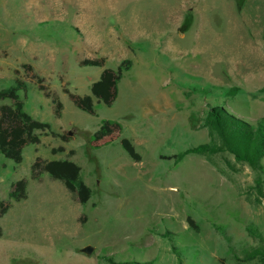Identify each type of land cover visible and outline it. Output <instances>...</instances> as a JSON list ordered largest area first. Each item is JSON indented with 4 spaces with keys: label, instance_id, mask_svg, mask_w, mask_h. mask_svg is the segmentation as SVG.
I'll use <instances>...</instances> for the list:
<instances>
[{
    "label": "rangeland",
    "instance_id": "rangeland-1",
    "mask_svg": "<svg viewBox=\"0 0 264 264\" xmlns=\"http://www.w3.org/2000/svg\"><path fill=\"white\" fill-rule=\"evenodd\" d=\"M99 57L104 68L81 66ZM124 59L133 66L117 100L94 98L95 116L63 91L92 96L103 70ZM15 70L29 85L19 93L26 112L72 140L39 132L20 164L0 152V201L27 180V198L0 217V264H264L235 260L261 244L249 226L264 237V159L255 171L227 152L169 158L219 143L201 127L213 106L264 117V0H0V87L14 85ZM104 121L120 123L141 161L120 140L90 146ZM37 157L77 163L88 204L47 173L33 180Z\"/></svg>",
    "mask_w": 264,
    "mask_h": 264
},
{
    "label": "trees",
    "instance_id": "trees-1",
    "mask_svg": "<svg viewBox=\"0 0 264 264\" xmlns=\"http://www.w3.org/2000/svg\"><path fill=\"white\" fill-rule=\"evenodd\" d=\"M106 62L107 59L105 57L84 59L81 61V66L104 68ZM132 66L133 61L131 59H124L120 62L117 69L105 68L100 80L91 87L92 96H81L71 92L68 88H63V91L77 108L95 116L97 108L94 98L107 106H112L118 97L119 82ZM24 67L29 71H33V66L30 64L24 65ZM15 74L14 85L8 88L0 87V102L4 100L13 102L12 105H0V152L6 158L20 164L23 161L24 149L30 144H40L39 132L49 131L54 136L61 138L65 143H69L72 137L68 131L62 134L54 132L49 123L39 121L26 112L24 102L21 100L19 93L27 90L29 85L20 77L19 70H15ZM36 78L39 89L44 92L47 98H51L52 95L44 84L46 79L39 76ZM240 90V88L234 87L230 89L229 94L235 96ZM260 91L262 92L264 89ZM54 103L56 104V112L60 115L63 106L56 99H54ZM201 127L208 129L211 137L217 138L219 143L201 144L169 158L174 159L175 163H179L191 154L211 157L227 152L233 155L238 163H246L255 171L263 169L264 117L256 122H248L230 113L224 106L216 105L209 109ZM121 135L122 127L120 123L104 121L100 130L90 140V146L92 148H100L120 140V144L130 157L136 162L141 161L142 157L136 151L133 143L127 138H121ZM65 151L66 149L63 146L54 150L55 153ZM44 173L49 174L55 180L63 182L68 191L76 195L81 205L85 206L91 200L93 191L86 184L82 176V168L77 163L70 160L49 161L42 157H37L31 166V178L39 180ZM257 187L261 190V182L259 180ZM26 198L27 180L21 179L12 185L9 192V200L0 201V217L4 216L11 208L12 200L21 201ZM188 223L191 228L198 230V226L193 219L188 218ZM247 232L261 244L258 247L244 250L242 257L235 255V260L238 263L264 262V237L262 233L253 226H249Z\"/></svg>",
    "mask_w": 264,
    "mask_h": 264
},
{
    "label": "water",
    "instance_id": "water-1",
    "mask_svg": "<svg viewBox=\"0 0 264 264\" xmlns=\"http://www.w3.org/2000/svg\"><path fill=\"white\" fill-rule=\"evenodd\" d=\"M84 252H86L87 254H91L93 252V248L92 247H86L84 248Z\"/></svg>",
    "mask_w": 264,
    "mask_h": 264
}]
</instances>
